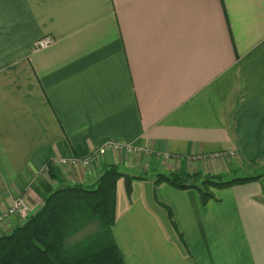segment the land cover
<instances>
[{"label": "crops", "instance_id": "1", "mask_svg": "<svg viewBox=\"0 0 264 264\" xmlns=\"http://www.w3.org/2000/svg\"><path fill=\"white\" fill-rule=\"evenodd\" d=\"M103 140L141 151L56 163ZM110 165L144 177L130 195L116 185L124 264H264V175L205 205L154 186L169 172L264 171V0H0V214L26 206L0 237Z\"/></svg>", "mask_w": 264, "mask_h": 264}, {"label": "trees", "instance_id": "2", "mask_svg": "<svg viewBox=\"0 0 264 264\" xmlns=\"http://www.w3.org/2000/svg\"><path fill=\"white\" fill-rule=\"evenodd\" d=\"M260 177L227 179L226 174L183 176L169 172L156 175L154 186L166 183L176 190L194 189L205 205L214 198L213 190L244 185ZM120 179L130 195L132 181L144 177L127 175L110 165L90 185H67L52 192L23 225L0 237V264H124L111 233ZM166 209L173 223L172 212ZM90 225L94 226L90 234L67 243Z\"/></svg>", "mask_w": 264, "mask_h": 264}, {"label": "built area", "instance_id": "3", "mask_svg": "<svg viewBox=\"0 0 264 264\" xmlns=\"http://www.w3.org/2000/svg\"><path fill=\"white\" fill-rule=\"evenodd\" d=\"M53 41H54L53 38H51L50 36H46L36 42L35 48L45 49L48 46H50L53 43ZM107 151H126L130 153V152H140L141 149L135 148L131 145L119 141L103 140L89 156L70 158V159L59 158L58 160H56V163L71 167H75V166L88 167L93 163L95 157ZM224 155L225 154L222 153L215 155V157L222 159ZM25 210H26V206L25 203L23 202V199L20 197L16 198L11 204V206L0 214V223L13 214H21V215L25 214Z\"/></svg>", "mask_w": 264, "mask_h": 264}, {"label": "rangeland", "instance_id": "4", "mask_svg": "<svg viewBox=\"0 0 264 264\" xmlns=\"http://www.w3.org/2000/svg\"><path fill=\"white\" fill-rule=\"evenodd\" d=\"M224 174H226L227 179H231V178H237V177L242 178V177H248V176H260V175H264V171L262 170V171H259V172H249V173L244 172V171H238V172H234V173H224ZM23 202H24V199H23ZM93 229H94V226L93 225H90L89 227H87L86 229H84V231H82L81 233H79L76 237H73L71 240H69L67 243L68 244L72 243L73 240L81 238L86 233H89L90 234V231H92Z\"/></svg>", "mask_w": 264, "mask_h": 264}]
</instances>
